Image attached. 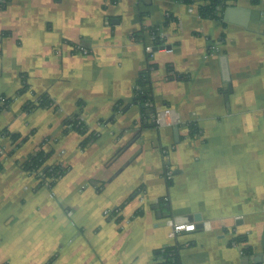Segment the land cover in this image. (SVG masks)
<instances>
[{"label": "crops", "instance_id": "1", "mask_svg": "<svg viewBox=\"0 0 264 264\" xmlns=\"http://www.w3.org/2000/svg\"><path fill=\"white\" fill-rule=\"evenodd\" d=\"M200 3L0 8V264H163L166 248L175 264H264V0L221 19ZM154 27L172 50L151 61ZM163 108L179 122L155 126ZM38 150L66 168L50 187L22 167Z\"/></svg>", "mask_w": 264, "mask_h": 264}, {"label": "trees", "instance_id": "2", "mask_svg": "<svg viewBox=\"0 0 264 264\" xmlns=\"http://www.w3.org/2000/svg\"><path fill=\"white\" fill-rule=\"evenodd\" d=\"M9 0H0V8L4 7V5ZM186 3H190L196 0H180ZM202 3L198 5V13L201 17H208V18H214V19H221L222 16L220 12L223 10V8L229 4V2H232L233 0H201ZM256 1V0H254ZM150 34H158V29L156 27L151 28L148 30ZM134 37H140L141 40H144L142 35L135 34ZM153 44H158L161 42V38L159 35H156L153 39ZM149 82V77L147 75V72H142L139 79L137 80V84L139 85V88L143 87L146 83ZM146 91L142 90L138 92L137 99L139 101H145L146 97ZM8 99H6L7 104ZM49 100L47 99L46 95H41L38 97V100L36 102H29L26 103L23 107L25 110L32 109L36 106H48ZM3 105H0V111L3 109ZM66 125H68L70 128H73L74 130L82 132L84 130L83 123L79 118H72L65 121ZM192 125V129L195 130V128ZM12 138L15 140L17 138L16 135H12ZM86 141V140H85ZM48 158V153L44 152L43 150H38L35 154L31 155L24 163H23V169L24 171L31 173L34 171H40L42 173H45L47 176H62L66 168L61 166L60 164L55 165H48L46 164V160ZM55 181L51 182V185H53ZM237 242L245 241V237L243 235H238L236 238H234ZM248 248L244 249L245 253H248ZM164 263L163 264H175V262L178 259V250L177 248H166L164 250Z\"/></svg>", "mask_w": 264, "mask_h": 264}, {"label": "built area", "instance_id": "3", "mask_svg": "<svg viewBox=\"0 0 264 264\" xmlns=\"http://www.w3.org/2000/svg\"><path fill=\"white\" fill-rule=\"evenodd\" d=\"M158 34H151V41L149 43L146 44V53L147 56L150 58V60L152 61L154 54L157 51H171L172 48L171 46L167 45L164 43L163 39L161 38V42H159L158 44H153V39L155 38V36ZM76 50L81 51L83 53L86 52V50H84L82 47L80 46H75L74 47ZM5 101L4 98H0V103L3 104V102ZM151 119L152 122L154 123L155 126H161L164 124H170L172 123V121H176L179 122V119L173 116L172 111L169 108H163L160 110H155L153 111L152 115H151ZM164 154L166 155L165 151ZM35 176L38 178V181L44 185L45 187H50L51 186V182L52 181H56L59 177L58 176H47L45 173H42L40 171H35ZM165 174L166 177L170 178L171 177V169L170 167L167 165L166 163V169H165ZM140 198L141 200H143V194H140ZM113 211L114 210H105L104 211V215L106 216H113ZM195 225L194 223H181V222H176L173 224L172 227V234H177L180 233L182 231H192L194 230ZM231 244H237V241L233 238L231 240Z\"/></svg>", "mask_w": 264, "mask_h": 264}]
</instances>
